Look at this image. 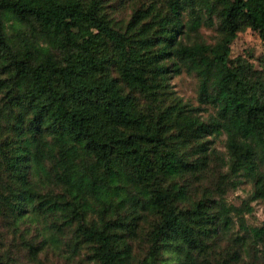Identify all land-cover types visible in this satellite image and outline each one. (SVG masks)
Wrapping results in <instances>:
<instances>
[{
	"label": "trees",
	"instance_id": "1",
	"mask_svg": "<svg viewBox=\"0 0 264 264\" xmlns=\"http://www.w3.org/2000/svg\"><path fill=\"white\" fill-rule=\"evenodd\" d=\"M167 3L166 14L142 23L147 14L137 12L122 32L102 0H0V95L18 107V130L28 117L31 131L6 160L20 178L22 197L30 200L23 164L41 166L54 157L65 194L43 205L78 222L81 236L96 244L97 264H127L121 234L127 224L120 214L128 207L137 219L141 211L160 219L142 264H156L161 253L196 264L199 236L212 221L208 206L201 200L179 208L186 188L160 182L205 171L214 155L207 137L225 136L232 175L254 177L257 161L264 163L263 85L230 60L240 32L251 29L264 42V0ZM189 10L194 17L185 24L181 13ZM197 10L218 17L214 45L180 38L199 29ZM101 41L114 46L118 78L126 86L154 97L165 92L170 72L178 75L185 67L197 75L200 101L214 114L203 121L174 98L155 118L145 117L118 80L99 78L108 61ZM44 133L51 143L36 139ZM259 191L264 196V184ZM255 237L264 238V226Z\"/></svg>",
	"mask_w": 264,
	"mask_h": 264
},
{
	"label": "rangeland",
	"instance_id": "2",
	"mask_svg": "<svg viewBox=\"0 0 264 264\" xmlns=\"http://www.w3.org/2000/svg\"><path fill=\"white\" fill-rule=\"evenodd\" d=\"M86 4L89 0H81ZM168 0H102L104 11L117 31H125L134 16L146 13L142 23L152 22L168 12ZM200 27L189 35H181L184 42L195 41L214 45L219 41L218 17L197 10ZM194 15L189 11L181 13L183 23L188 24ZM104 56L108 59L106 69L99 78L116 79L122 93L129 95L136 110L147 118H155L174 98L194 109L201 120L206 121L214 109L200 101L199 79L193 72L182 67L176 75L168 74L165 92L151 97L126 86L118 78L115 64V49L109 42L101 41ZM230 60L242 66L251 82H258L264 89V42L257 32L247 29L240 32L230 45ZM58 53V61L62 63ZM110 60V62H109ZM170 71L171 66L168 65ZM2 68L0 66V79ZM18 107L3 93L0 95V263L1 264H97L96 244L86 241L77 230L78 222L69 219L58 210L43 205L45 200L56 202L64 195L62 186L56 180L54 157L44 159L41 166L24 163L21 168L30 190L31 199L21 193L20 178L10 167L6 158L14 155L18 141L29 136L31 131L27 118L19 129ZM51 143L44 133L36 135ZM211 140L214 155L200 174L185 175L174 181L163 180L161 186L169 188L177 183L187 190V200L176 205L189 209L194 203L204 201L212 220L199 236L200 244L194 250L196 264H264V238L255 237V232L264 226V196L259 185L264 184V163L257 161L254 177L245 173L232 175L229 171V156L225 149V136L207 137ZM15 150V151H14ZM14 152V153H13ZM226 212L223 213L221 208ZM141 211L140 209H138ZM127 228L122 238L129 250L127 264H142L152 251V235L158 226V216L141 211L140 218L128 207L120 214ZM204 233V234H203ZM156 264H180L178 258L161 253Z\"/></svg>",
	"mask_w": 264,
	"mask_h": 264
}]
</instances>
